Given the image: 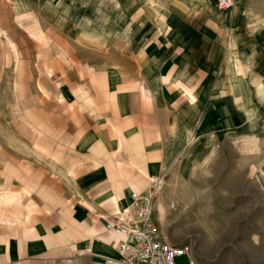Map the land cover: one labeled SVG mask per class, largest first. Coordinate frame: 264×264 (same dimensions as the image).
Wrapping results in <instances>:
<instances>
[{"label":"crops","instance_id":"obj_1","mask_svg":"<svg viewBox=\"0 0 264 264\" xmlns=\"http://www.w3.org/2000/svg\"><path fill=\"white\" fill-rule=\"evenodd\" d=\"M66 1H48L44 16L62 10L85 43V80L63 83L59 103L89 107L78 134L71 123L66 132L84 162L21 163L19 203L0 213V264H123L127 237L107 220L145 183L142 194L164 186L155 214L245 213L243 203L264 196V161H230L250 147L221 141L264 137V0L228 9L216 0ZM251 98L247 113L238 104L249 109Z\"/></svg>","mask_w":264,"mask_h":264},{"label":"rangeland","instance_id":"obj_2","mask_svg":"<svg viewBox=\"0 0 264 264\" xmlns=\"http://www.w3.org/2000/svg\"><path fill=\"white\" fill-rule=\"evenodd\" d=\"M48 1L51 0H27L23 5L19 0H0V183L6 181L0 184V213L6 203H10L14 211L19 203L20 173L27 172L21 163L37 167L44 162L64 166L70 160L76 164L84 162L79 153L70 154L72 138L66 132L71 123L78 134L89 107L59 103L68 97V91L61 88L63 83L85 80L79 70L81 65L77 64V61L85 62L83 57H77L83 54L85 43L74 40L76 30L62 10L54 8L56 16L52 21L44 16L49 12L44 9ZM57 4L69 5L66 0ZM36 5L41 10L36 11ZM95 32L98 31L92 30ZM108 32L112 34V30ZM50 33L59 41L50 40ZM57 61L60 62L58 69ZM52 82L60 90H53ZM238 105L247 113L255 110L252 98L249 109L243 103ZM221 141L225 146L250 147L245 149L246 154L228 155L230 161L233 157L236 161L243 157L251 163L264 161V154L259 153L260 148L264 150V137ZM182 144L183 141L179 146ZM147 185L142 184L141 191L146 190ZM5 187L10 191L7 195ZM160 187L156 201L163 193V184ZM237 207L241 209L239 203ZM242 209L245 213L154 214L159 218L161 233L191 244L193 257L199 264H264V196L253 201L250 209L248 202L243 203ZM169 221L175 224L169 226ZM177 264L190 263L185 256L179 258Z\"/></svg>","mask_w":264,"mask_h":264},{"label":"built area","instance_id":"obj_3","mask_svg":"<svg viewBox=\"0 0 264 264\" xmlns=\"http://www.w3.org/2000/svg\"><path fill=\"white\" fill-rule=\"evenodd\" d=\"M220 9L232 6V0H216ZM158 184L149 187L147 194L132 191L131 203L116 216L107 220V229L125 235L118 247L123 264H177L179 258H191L190 244L173 245L166 242L155 220L154 206ZM174 207V204H172Z\"/></svg>","mask_w":264,"mask_h":264},{"label":"bare ground","instance_id":"obj_4","mask_svg":"<svg viewBox=\"0 0 264 264\" xmlns=\"http://www.w3.org/2000/svg\"><path fill=\"white\" fill-rule=\"evenodd\" d=\"M242 92H243V95L241 96V97H245L249 102H250V100L248 99L249 98V91H248V89L246 90H242ZM251 104V103H250ZM193 139V138H192ZM191 139V137H189L188 138V140H190V142H193V140ZM171 171V170H170ZM161 178V177H160ZM163 179V178H162ZM158 181V180H157ZM159 183V182H158ZM163 184V183H162ZM136 190H138L139 191V189H138V187L136 186Z\"/></svg>","mask_w":264,"mask_h":264}]
</instances>
